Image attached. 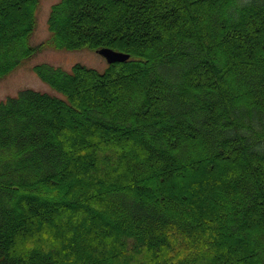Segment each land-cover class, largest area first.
I'll list each match as a JSON object with an SVG mask.
<instances>
[{
  "label": "trees",
  "instance_id": "trees-1",
  "mask_svg": "<svg viewBox=\"0 0 264 264\" xmlns=\"http://www.w3.org/2000/svg\"><path fill=\"white\" fill-rule=\"evenodd\" d=\"M39 3L0 0V81L46 48L130 57L0 101V264H264V0H60L31 45Z\"/></svg>",
  "mask_w": 264,
  "mask_h": 264
},
{
  "label": "rangeland",
  "instance_id": "rangeland-1",
  "mask_svg": "<svg viewBox=\"0 0 264 264\" xmlns=\"http://www.w3.org/2000/svg\"><path fill=\"white\" fill-rule=\"evenodd\" d=\"M59 1L60 0H40L39 7L36 13L37 26L30 40L31 45H39L50 39L51 33L49 31L48 19L53 5H55ZM77 63L83 64L90 68H94L98 71H104L108 67L107 60L95 51H91L88 49L67 51V50H58L55 48H46L43 51H41L39 54H37L35 57L28 60L21 66H19L17 69H15L13 72H11L8 76H6L3 80L0 81V101L18 95L19 92L24 89H33L44 93H50L58 97H63L62 94L55 91L48 84L43 82L39 78V76L35 73L33 68L35 65L38 64H50L56 67H60L64 70L70 71L71 68ZM126 147L127 146H121V149H125ZM80 154H83V152H81ZM105 155L112 156L113 153L108 151L105 152L103 155L96 154L97 162L93 166V170L89 169L93 177L97 175H101L108 170L104 165ZM201 175L206 176L207 180H210L213 177L212 174L210 173L203 174V172H201ZM174 177L177 185L181 188L186 189V186L189 183V181L193 180L194 177H198V176L193 175L190 171L181 170ZM222 185H223L222 181L219 179V181L216 182L215 187L218 186L221 188ZM192 192L193 191L190 192L191 196H193ZM204 192L205 193H200L197 200L201 201V203L205 207H211L213 205L215 206L217 205V203L220 202L221 199L223 200L224 198V194L223 192H221V190L218 192V195L216 197L210 195L206 191ZM192 198L194 199V197ZM102 205L104 207L105 203L102 202ZM80 215L82 216V213H80ZM111 221L115 222L116 219L112 218ZM76 223L77 222H74V225ZM90 225L86 229L87 231H90L92 229L91 231L92 235L91 234L89 235L96 238L98 236V233L96 230L93 229L92 225L91 226ZM105 239L107 238H104V240L103 238H101V240L97 239L96 241L91 240L90 242H88V240H84V245L87 244L93 245V243L95 242L99 243L100 245L101 241H106ZM131 239L132 238H128L127 236H125V237H121L118 240L119 241L121 240L122 243L130 244V242L132 241ZM44 243L45 244L47 243L45 239H44ZM117 245H118L117 242H113L110 245V248L116 247ZM106 248H108V250L110 249L109 246H107Z\"/></svg>",
  "mask_w": 264,
  "mask_h": 264
},
{
  "label": "water",
  "instance_id": "water-1",
  "mask_svg": "<svg viewBox=\"0 0 264 264\" xmlns=\"http://www.w3.org/2000/svg\"><path fill=\"white\" fill-rule=\"evenodd\" d=\"M99 54L104 56L109 63L123 62L129 58V55L108 48L100 50Z\"/></svg>",
  "mask_w": 264,
  "mask_h": 264
}]
</instances>
